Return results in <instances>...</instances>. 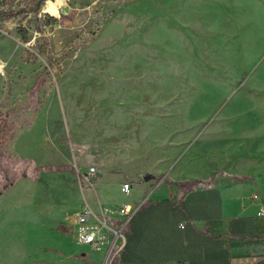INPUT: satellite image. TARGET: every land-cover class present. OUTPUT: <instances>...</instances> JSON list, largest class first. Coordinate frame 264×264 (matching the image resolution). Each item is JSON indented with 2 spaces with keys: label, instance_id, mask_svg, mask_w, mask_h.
I'll return each mask as SVG.
<instances>
[{
  "label": "rangeland",
  "instance_id": "374dc122",
  "mask_svg": "<svg viewBox=\"0 0 264 264\" xmlns=\"http://www.w3.org/2000/svg\"><path fill=\"white\" fill-rule=\"evenodd\" d=\"M53 1L0 21V264H103L71 223L85 199L229 182L264 134V0Z\"/></svg>",
  "mask_w": 264,
  "mask_h": 264
},
{
  "label": "crops",
  "instance_id": "0c3cea01",
  "mask_svg": "<svg viewBox=\"0 0 264 264\" xmlns=\"http://www.w3.org/2000/svg\"><path fill=\"white\" fill-rule=\"evenodd\" d=\"M255 116L253 122L264 121V113ZM251 125L243 135L245 153L259 156L248 165L230 167L237 174L234 180L213 181L216 168L210 178L202 176L203 172H190L193 174L165 177L166 181L157 184L129 181L131 194L134 186L142 191L119 203L103 204L99 199L94 206L84 198L79 210L90 206L98 211L100 206L115 208L145 200L129 224L115 264H264V152L259 151L264 149V134ZM105 182L102 179L101 185ZM124 182L116 179L108 186L123 193ZM66 191L77 200L72 186ZM73 221L72 217V225Z\"/></svg>",
  "mask_w": 264,
  "mask_h": 264
},
{
  "label": "built area",
  "instance_id": "2783aa9c",
  "mask_svg": "<svg viewBox=\"0 0 264 264\" xmlns=\"http://www.w3.org/2000/svg\"><path fill=\"white\" fill-rule=\"evenodd\" d=\"M96 168H90L87 180L95 175ZM132 184L126 181L121 190L130 195ZM259 195L256 193L254 197ZM145 205V200L134 203L124 202L113 208L100 206L96 211L90 206H85L73 215V223L76 226V235L81 243L89 244L95 251H104L103 264H115L117 256L123 250L126 243V233L129 224L136 213Z\"/></svg>",
  "mask_w": 264,
  "mask_h": 264
},
{
  "label": "trees",
  "instance_id": "16d2710c",
  "mask_svg": "<svg viewBox=\"0 0 264 264\" xmlns=\"http://www.w3.org/2000/svg\"><path fill=\"white\" fill-rule=\"evenodd\" d=\"M45 1L46 0H3L0 2V21L13 19L24 20L32 11H39L41 5ZM47 16L48 19L44 23L45 27L49 26L54 21L53 16H51L50 14H48ZM193 182L201 183L203 182V180H193Z\"/></svg>",
  "mask_w": 264,
  "mask_h": 264
},
{
  "label": "clouds",
  "instance_id": "9594fccd",
  "mask_svg": "<svg viewBox=\"0 0 264 264\" xmlns=\"http://www.w3.org/2000/svg\"><path fill=\"white\" fill-rule=\"evenodd\" d=\"M59 3L66 4V0H59ZM46 4H50V0H46ZM44 10H48V9L45 8ZM53 14L55 15L56 13L54 12ZM3 67L4 65L0 64V76L4 75Z\"/></svg>",
  "mask_w": 264,
  "mask_h": 264
},
{
  "label": "bare ground",
  "instance_id": "6f19581e",
  "mask_svg": "<svg viewBox=\"0 0 264 264\" xmlns=\"http://www.w3.org/2000/svg\"><path fill=\"white\" fill-rule=\"evenodd\" d=\"M48 10L55 11V3L53 0H50V4L47 5ZM79 245H82L78 243Z\"/></svg>",
  "mask_w": 264,
  "mask_h": 264
}]
</instances>
